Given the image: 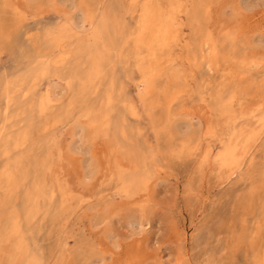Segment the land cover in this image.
Here are the masks:
<instances>
[{
  "label": "rangeland",
  "instance_id": "obj_1",
  "mask_svg": "<svg viewBox=\"0 0 264 264\" xmlns=\"http://www.w3.org/2000/svg\"><path fill=\"white\" fill-rule=\"evenodd\" d=\"M175 1L0 0V264H264V0Z\"/></svg>",
  "mask_w": 264,
  "mask_h": 264
},
{
  "label": "bare ground",
  "instance_id": "obj_2",
  "mask_svg": "<svg viewBox=\"0 0 264 264\" xmlns=\"http://www.w3.org/2000/svg\"><path fill=\"white\" fill-rule=\"evenodd\" d=\"M118 1V0H117ZM180 0H176L174 3L171 4V6L173 7L174 11H177L176 9H180L179 6H181V4L179 3ZM82 3L84 4V2L80 1V11L83 12V16H77V15H71L67 18V28L73 27V26H77L79 28H84L85 24L88 22L90 24V26L94 27V24L97 23V18L100 16L99 11H101V7L99 8H93V9H89V8H83V6L85 7V4L82 6ZM152 5V4H151ZM149 4V6L147 5V7H145V9L143 10V12L141 13L140 16V25H139V35L137 37V44L140 45L142 44L144 41H147V37L149 36L150 38H148V40H152L154 41L155 44H157L160 48L163 47L164 45H167L170 41H178V35H177V31L173 34L170 35L168 32V27H171V24L173 25V23L175 22V18L174 16H172V14H170V12H167L166 14V20H162L159 14V11L157 9L154 10V8ZM100 6V5H99ZM87 7V6H86ZM156 7V5H155ZM78 8V6H77ZM158 8V7H156ZM171 9V8H170ZM161 10V8H160ZM163 10V9H162ZM172 11V9H171ZM116 4L111 5L108 9L107 12L104 14L107 15V17H103L100 18V22H98V26L96 27V31H98L101 35H103L104 33L107 34L106 37H109V39L111 40V42H113V47L116 46L115 43V39L112 37V29L114 28V22H116L117 17H116ZM173 12V11H172ZM119 15V14H118ZM103 16V14L101 15ZM120 16V15H119ZM122 19V18H121ZM66 20V18H65ZM122 21V20H121ZM87 23V24H88ZM76 28V27H74ZM77 29V28H76ZM179 33V31H178ZM180 35V34H179ZM99 36V35H98ZM93 38V37H92ZM232 41V40H231ZM145 43V42H144ZM174 43V42H173ZM90 44V43H89ZM176 43H174L175 45ZM95 45V44H93ZM172 45V44H170ZM183 45V44H182ZM176 46V45H175ZM44 47V46H43ZM41 48V47H40ZM96 48V47H95ZM101 48V47H100ZM99 48V49H100ZM211 48V47H210ZM127 49V48H126ZM130 50V49H129ZM132 50V49H131ZM48 51V50H47ZM163 51V50H160ZM184 51V50H183ZM74 53V52H73ZM219 54V53H218ZM65 55V54H64ZM90 55V54H89ZM67 56V55H66ZM91 57V56H90ZM93 57V56H92ZM100 57V56H99ZM215 57V56H214ZM60 58V57H59ZM77 58V57H76ZM71 59V58H70ZM92 59V58H91ZM100 60V59H99ZM103 60V59H102ZM120 62V61H119ZM214 62V61H213ZM91 63V62H90ZM94 62L92 61V64ZM107 63V62H106ZM251 63V62H250ZM86 67V66H85ZM94 67V64H93ZM100 67V65H99ZM259 67V66H258ZM99 69V68H98ZM97 69V71H98ZM101 70V67H100ZM90 71H92V69H90ZM95 70L93 69L92 72H94ZM99 72V71H98ZM90 72H88L89 74ZM97 73V72H94ZM93 73V74H94ZM101 73V72H100ZM103 73V72H102ZM101 73V74H102ZM54 74V73H53ZM87 74V75H88ZM92 74V73H91ZM65 75V74H64ZM85 75V74H84ZM97 76L94 74V77ZM103 76V75H102ZM89 77V76H88ZM93 77V76H92ZM91 77V78H92ZM99 78V76H97ZM101 77V76H100ZM232 77V76H231ZM105 78V77H104ZM89 79V78H88ZM95 80V79H93ZM100 80V79H99ZM145 84V82H144ZM80 85V84H79ZM107 87V86H106ZM112 89H114V87H112ZM105 91V90H104ZM215 91V90H214ZM18 92V91H17ZM79 92V91H78ZM112 95V94H111ZM123 95V94H122ZM108 96V95H107ZM80 97V96H79ZM109 97V96H108ZM113 98V95L111 96ZM47 98V97H46ZM58 98V97H57ZM93 98V97H91ZM127 99V98H126ZM93 100V99H90ZM97 102V101H96ZM128 102V101H127ZM126 102V103H127ZM51 104V102H50ZM130 104V103H129ZM255 108V107H254ZM64 110V109H63ZM254 110V109H253ZM252 113V112H251ZM253 114V113H252ZM205 115V114H204ZM101 117V116H100ZM221 118V117H220ZM238 122V121H237ZM260 122V133H259V137L258 139H260L263 135H264V119H262ZM237 124V123H236ZM239 125V124H238ZM257 126V125H256ZM77 127V126H76ZM125 128V127H124ZM98 129V128H97ZM256 129V128H255ZM239 130V129H238ZM250 133V132H249ZM249 133H247L249 135ZM76 139L72 142V146L74 147V149H79V146L77 144V141L80 140L78 137V134L75 135ZM257 139V140H258ZM52 144V143H51ZM33 148V147H32ZM246 150L247 147L243 148L242 150L240 149V151H231L228 152L226 154L225 159L229 161V164L232 165L233 167H239L241 166L240 159L243 158L244 154H246ZM242 151V154H241ZM28 152V151H27ZM250 152V150L248 151ZM247 152V155H248ZM25 154V153H24ZM29 155H27L28 157ZM154 156V154H153ZM145 157V156H144ZM248 161V160H247ZM249 162V161H248ZM31 163V162H30ZM165 165V164H164ZM167 168V166H165ZM164 171V170H163ZM234 171V170H233ZM238 171V170H237ZM236 171V172H237ZM240 171V169H239ZM165 172V171H164ZM235 172V173H236ZM6 176V175H5ZM122 176V175H121ZM8 177V176H7ZM152 180V179H151ZM6 181V180H5ZM223 182V181H222ZM221 182V183H222ZM54 186V185H53ZM34 194V193H33ZM37 195V194H36ZM35 195V196H36ZM123 196V195H122ZM45 206V205H44ZM69 206V205H68ZM47 208V207H46ZM31 211V210H30ZM40 211V210H39ZM62 214V213H61ZM44 216V215H43ZM15 227L14 229L11 230V233L9 232L8 235H11L10 238L16 239L18 238L16 235L19 233V226L17 224H14ZM11 226V225H10ZM8 229V228H7ZM10 229V228H9ZM5 234V233H4ZM7 235V234H6ZM3 237V236H2ZM9 238V239H10ZM21 238V237H19ZM5 240V239H4ZM11 241V239L9 240V242ZM8 242V243H9ZM17 242H19V239H17ZM22 243V242H21ZM11 244V243H10ZM19 245V244H18ZM14 247V246H13ZM12 247V248H13ZM17 248V247H16ZM9 255V254H8ZM21 260V258H20Z\"/></svg>",
  "mask_w": 264,
  "mask_h": 264
}]
</instances>
